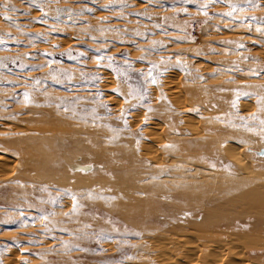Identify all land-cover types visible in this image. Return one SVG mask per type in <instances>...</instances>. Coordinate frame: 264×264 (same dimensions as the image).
<instances>
[{"label":"rangeland","instance_id":"obj_1","mask_svg":"<svg viewBox=\"0 0 264 264\" xmlns=\"http://www.w3.org/2000/svg\"><path fill=\"white\" fill-rule=\"evenodd\" d=\"M261 148L264 0H0V264H264Z\"/></svg>","mask_w":264,"mask_h":264},{"label":"bare ground","instance_id":"obj_2","mask_svg":"<svg viewBox=\"0 0 264 264\" xmlns=\"http://www.w3.org/2000/svg\"><path fill=\"white\" fill-rule=\"evenodd\" d=\"M64 142H63V140L62 139H59V140H56V142L54 143V145H53V147H52V149H51V154H61L62 153V149H64V150H66V148H65V144H63ZM50 147V146H49ZM260 147H262L261 145H260ZM231 148V147H230ZM72 150V149H71ZM231 151H232V149H231ZM261 151L262 152H264V149L263 148H261ZM233 153H234V151H232ZM224 154V153H223ZM225 155V157L226 158H228V160H230L232 163H234L236 166H239V167H241L244 163V161H242V158L240 157V155L239 154H228L227 152H226V154H224ZM54 158H55V162H56V160H58V162H60V158H58V157H56V155L54 156ZM70 158V157H69ZM65 159V158H64ZM2 160H4L3 158H2ZM4 162V161H3ZM67 162V161H66ZM51 163H52V165L54 164L53 163V161H51ZM64 163V162H63ZM14 165H15V167L17 166H19L20 168H23V170L24 171H26L27 170V164H26V162L22 159V160H19V162H15L14 163ZM63 165V164H62ZM78 166H80L79 164H73V165H71V169L73 170V171H76V170H78V171H82V172H84V173H87V172H89V171H91V169H92V167L90 166V168L88 169V170H81V169H77V167ZM244 166H245V164H244ZM243 166V167H244ZM27 167V168H26ZM80 167H87V166H80ZM67 168V167H66ZM241 169H243V168H241ZM31 170V169H30ZM88 174V173H87ZM91 174V173H90ZM36 178V177H35ZM38 179V178H37Z\"/></svg>","mask_w":264,"mask_h":264},{"label":"water","instance_id":"obj_3","mask_svg":"<svg viewBox=\"0 0 264 264\" xmlns=\"http://www.w3.org/2000/svg\"><path fill=\"white\" fill-rule=\"evenodd\" d=\"M90 168V166H87V167H80L78 166L77 169H81V170H88Z\"/></svg>","mask_w":264,"mask_h":264}]
</instances>
